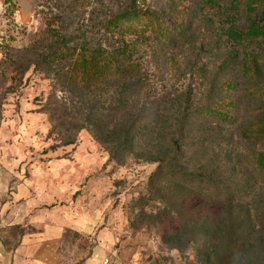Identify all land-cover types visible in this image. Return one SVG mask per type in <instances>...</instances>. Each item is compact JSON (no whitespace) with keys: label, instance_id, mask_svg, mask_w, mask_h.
<instances>
[{"label":"rangeland","instance_id":"rangeland-1","mask_svg":"<svg viewBox=\"0 0 264 264\" xmlns=\"http://www.w3.org/2000/svg\"><path fill=\"white\" fill-rule=\"evenodd\" d=\"M127 9L138 20L108 39L107 23ZM225 13L197 0H0V208L35 199L76 231L68 248L87 250L104 230L136 248L138 264H203L238 220L249 242L264 243V186L251 160L264 152V44L228 40L225 31L250 23ZM161 21L187 25L186 39L158 40ZM121 44L137 50L138 76L89 90L66 84L62 49ZM213 108L228 119L201 117ZM160 163L254 188L234 206L197 199ZM181 222L197 232L193 244L179 236ZM3 225L12 248L18 228Z\"/></svg>","mask_w":264,"mask_h":264},{"label":"trees","instance_id":"trees-1","mask_svg":"<svg viewBox=\"0 0 264 264\" xmlns=\"http://www.w3.org/2000/svg\"><path fill=\"white\" fill-rule=\"evenodd\" d=\"M200 7L209 13L231 12L232 14L243 13L249 21V30L246 33H238L233 30L225 31L228 40L233 42H244V46H254L260 48L264 44V0H197ZM229 16V15H228ZM263 17L262 19H260ZM155 18V17H153ZM138 20L137 13L131 10L115 14L107 23L105 32L108 39L114 35L123 34L119 23L123 21L135 22ZM158 31V40L163 42H177L186 39L188 27L185 24H167L164 21ZM127 31V30H126ZM154 42L150 38V43ZM69 50V51H68ZM67 51V52H66ZM61 60L68 58L69 75L66 84L75 89H95L103 85L122 84L127 79H133L141 71L139 55L134 45L121 44L110 47L107 50L100 48L88 49L78 47L77 49H62ZM65 61V60H64ZM65 82V81H64ZM69 82V83H68ZM202 118L225 121L228 118L219 110L206 109L201 115ZM258 133L264 136V124L259 127ZM126 140L122 143L126 144ZM120 148V145H118ZM254 169L259 178V185L264 186V152L254 153L251 157ZM159 170L174 183L188 181V195L201 200L218 202L226 206H234L250 196V183L245 180H216L210 176L199 179L202 176L195 173L183 174L166 163L159 164ZM232 223L224 230L220 238V255L212 259L200 257L203 264H264V243L246 236L244 223L241 220ZM235 225V226H234ZM237 225V226H236ZM190 227L188 222H181L178 232L183 236L184 244L190 245L196 241V233L186 231ZM236 227V228H235ZM194 228H190L191 230ZM66 232H69L68 230ZM178 236V235H177ZM254 243V244H252ZM255 245V246H254ZM254 247V248H253ZM252 250V251H251ZM209 262V263H208ZM211 262V263H210Z\"/></svg>","mask_w":264,"mask_h":264},{"label":"crops","instance_id":"crops-1","mask_svg":"<svg viewBox=\"0 0 264 264\" xmlns=\"http://www.w3.org/2000/svg\"><path fill=\"white\" fill-rule=\"evenodd\" d=\"M36 208L37 201L30 198L1 205L0 222L4 228L17 227L19 234L16 245L9 248L0 230V264H138L137 249L117 245L104 230L90 239L93 245L87 250L68 248L66 231L74 229L65 226L59 212Z\"/></svg>","mask_w":264,"mask_h":264},{"label":"built area","instance_id":"built-area-1","mask_svg":"<svg viewBox=\"0 0 264 264\" xmlns=\"http://www.w3.org/2000/svg\"><path fill=\"white\" fill-rule=\"evenodd\" d=\"M108 263V261H104V264H107Z\"/></svg>","mask_w":264,"mask_h":264}]
</instances>
